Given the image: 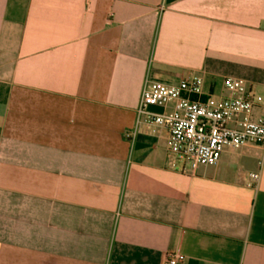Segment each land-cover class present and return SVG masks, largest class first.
<instances>
[{
    "label": "crops",
    "instance_id": "1",
    "mask_svg": "<svg viewBox=\"0 0 264 264\" xmlns=\"http://www.w3.org/2000/svg\"><path fill=\"white\" fill-rule=\"evenodd\" d=\"M189 78L264 121V0H0V264H264V146L172 166L137 114Z\"/></svg>",
    "mask_w": 264,
    "mask_h": 264
},
{
    "label": "built area",
    "instance_id": "2",
    "mask_svg": "<svg viewBox=\"0 0 264 264\" xmlns=\"http://www.w3.org/2000/svg\"><path fill=\"white\" fill-rule=\"evenodd\" d=\"M225 97L203 99L202 81L189 78L175 85L146 81L137 107L138 116L167 132L171 165L187 164L192 171L214 166L226 148L264 146V121L253 119L256 99L240 79H223ZM152 107L164 112L154 113ZM171 109L170 112L165 110ZM258 174H251L252 180ZM184 256L169 255L164 264H178Z\"/></svg>",
    "mask_w": 264,
    "mask_h": 264
},
{
    "label": "rangeland",
    "instance_id": "3",
    "mask_svg": "<svg viewBox=\"0 0 264 264\" xmlns=\"http://www.w3.org/2000/svg\"><path fill=\"white\" fill-rule=\"evenodd\" d=\"M213 100L219 98V96L217 94H214L212 97H211Z\"/></svg>",
    "mask_w": 264,
    "mask_h": 264
},
{
    "label": "trees",
    "instance_id": "4",
    "mask_svg": "<svg viewBox=\"0 0 264 264\" xmlns=\"http://www.w3.org/2000/svg\"><path fill=\"white\" fill-rule=\"evenodd\" d=\"M203 99H205V97H203Z\"/></svg>",
    "mask_w": 264,
    "mask_h": 264
}]
</instances>
